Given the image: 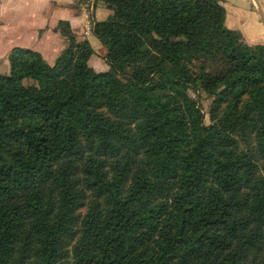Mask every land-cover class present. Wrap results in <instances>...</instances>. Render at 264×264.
Segmentation results:
<instances>
[{"label": "trees", "instance_id": "obj_1", "mask_svg": "<svg viewBox=\"0 0 264 264\" xmlns=\"http://www.w3.org/2000/svg\"><path fill=\"white\" fill-rule=\"evenodd\" d=\"M102 2L108 70L60 20L53 64L0 73V264H264V44L219 0Z\"/></svg>", "mask_w": 264, "mask_h": 264}, {"label": "crops", "instance_id": "obj_2", "mask_svg": "<svg viewBox=\"0 0 264 264\" xmlns=\"http://www.w3.org/2000/svg\"><path fill=\"white\" fill-rule=\"evenodd\" d=\"M224 6L225 25L242 33L251 44L264 42V25L258 5L264 16V0H219ZM113 10L104 2L95 0L93 22L104 21ZM60 20L68 21L77 40L86 39L92 49L88 63L95 70H108L106 49L100 40L90 33L85 35V18L80 0H0V61L7 62L8 53L14 47L36 51L49 64L66 45L58 28ZM6 65V64H5Z\"/></svg>", "mask_w": 264, "mask_h": 264}, {"label": "rangeland", "instance_id": "obj_3", "mask_svg": "<svg viewBox=\"0 0 264 264\" xmlns=\"http://www.w3.org/2000/svg\"><path fill=\"white\" fill-rule=\"evenodd\" d=\"M100 2H102V0H99ZM236 30V29H235ZM241 33V32H240ZM242 35V33H241ZM64 40L66 41V45H64V48L67 46V40L64 38ZM84 40V39H83ZM242 40L249 44V45H259V44H264V42L262 43H256V44H251L248 41H246L243 36H242ZM80 41V40H79ZM63 48V49H64ZM62 49V50H63ZM61 53V52H60ZM59 53V54H60ZM58 54V55H59ZM57 58V57H56ZM55 58V59H56ZM55 61V60H54ZM107 63V62H106ZM6 64V65H5ZM4 64V62L0 61V73L2 74H8L9 73V61L7 59V62ZM199 64V62H195L194 65L195 67H193V69L195 70V72H198L200 69L197 68V65ZM211 65V62L209 63V67ZM109 67V66H108ZM109 69V68H108ZM210 69V68H209ZM95 70V69H94ZM107 70V69H106ZM105 70V71H106ZM98 71V70H96ZM33 82L30 79H25L24 83H31ZM187 92L189 94L190 97H192L196 102H197V106L200 108L202 116H203V122L205 125H211L213 123V120L210 116V111H211V107H212V100L213 98L210 97L200 86V83L197 82L195 84H193L191 87H189L187 89ZM247 145H249V147L251 148L252 151L256 150V144L254 139L252 138V136L250 135L248 138V142L246 143ZM261 163V162H260ZM88 197H89V192H87V196H86V201H85V205H83L82 207H80L77 212L79 213V216L82 217L86 210H87V205L86 202L88 201ZM79 224H76L74 226V228H78ZM77 241V236L74 238H67L66 239V244L64 245L63 248H65L68 251V260H72V248L75 245Z\"/></svg>", "mask_w": 264, "mask_h": 264}, {"label": "built area", "instance_id": "obj_4", "mask_svg": "<svg viewBox=\"0 0 264 264\" xmlns=\"http://www.w3.org/2000/svg\"><path fill=\"white\" fill-rule=\"evenodd\" d=\"M95 0H80L81 13L85 18V31L84 34L90 33V29L93 27L92 11L94 9Z\"/></svg>", "mask_w": 264, "mask_h": 264}, {"label": "water", "instance_id": "obj_5", "mask_svg": "<svg viewBox=\"0 0 264 264\" xmlns=\"http://www.w3.org/2000/svg\"><path fill=\"white\" fill-rule=\"evenodd\" d=\"M255 1L257 2V0H255ZM258 9H259V12H260V15H261L262 23H263V25H264V16H263L262 10H261V8L259 7V5H258Z\"/></svg>", "mask_w": 264, "mask_h": 264}]
</instances>
